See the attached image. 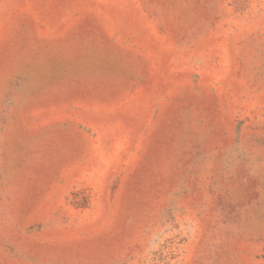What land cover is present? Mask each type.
Listing matches in <instances>:
<instances>
[{
    "label": "rangeland",
    "instance_id": "1",
    "mask_svg": "<svg viewBox=\"0 0 264 264\" xmlns=\"http://www.w3.org/2000/svg\"><path fill=\"white\" fill-rule=\"evenodd\" d=\"M0 264H264V0H0Z\"/></svg>",
    "mask_w": 264,
    "mask_h": 264
}]
</instances>
